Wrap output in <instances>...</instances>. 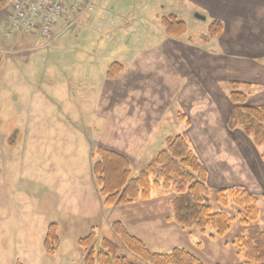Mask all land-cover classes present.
I'll return each instance as SVG.
<instances>
[{"label":"rangeland","instance_id":"374dc122","mask_svg":"<svg viewBox=\"0 0 264 264\" xmlns=\"http://www.w3.org/2000/svg\"><path fill=\"white\" fill-rule=\"evenodd\" d=\"M93 3L104 11L88 13L48 48L47 40L26 35L28 64L23 55L0 58V264H84L77 241L99 225L102 212L109 228L99 225L98 239L118 245L133 263L141 261L113 234L115 222L154 252L181 248L203 264H245L235 243L243 233L238 210L221 208L215 194L238 189L258 198L264 229V145L228 129L231 81L252 84L243 90L248 105L264 106V0ZM169 15L185 21L186 37L166 36L160 20ZM214 20L225 27L219 38L208 35ZM113 63L124 73L109 80ZM177 135H186L209 171L207 204L236 218L224 238L179 226L173 191L153 190L150 201L112 209L99 203L91 171L97 148L134 149L136 177L164 139ZM52 223L61 246L48 256L43 244Z\"/></svg>","mask_w":264,"mask_h":264},{"label":"trees","instance_id":"16d2710c","mask_svg":"<svg viewBox=\"0 0 264 264\" xmlns=\"http://www.w3.org/2000/svg\"><path fill=\"white\" fill-rule=\"evenodd\" d=\"M160 21L166 36L181 39L188 35V26L179 17L169 15L161 17ZM224 32L225 27L220 20H214L208 29L211 38H219ZM122 71L123 67L114 63L107 77L115 79ZM229 88L233 108L228 129H241L256 146L264 145V106H249V96L243 91L252 88V84L231 81ZM181 120L187 122L184 116H181ZM92 157L96 159L92 165V175L107 209L150 201L153 190L173 191L170 207L179 226L203 231L209 228L216 231L219 238H224L237 218L243 233L235 243L244 253L245 264H264V229L257 223L260 200L244 190H220L215 194L216 203L221 208L232 204L238 211L236 218L224 211L216 212L207 204L213 196L208 187L209 171L191 149L186 135L165 138L164 148L136 177H132V166L127 157L116 151L97 148ZM112 232L120 239L124 249L138 258L141 264H203L195 255L181 248H175L170 253L150 250L142 240L132 236L121 222L112 225ZM77 245L83 252L84 264H136L122 255L120 247L112 241L99 240L95 228L80 238ZM60 246L59 226L52 223L47 228L44 252L54 256Z\"/></svg>","mask_w":264,"mask_h":264},{"label":"built area","instance_id":"2783aa9c","mask_svg":"<svg viewBox=\"0 0 264 264\" xmlns=\"http://www.w3.org/2000/svg\"><path fill=\"white\" fill-rule=\"evenodd\" d=\"M93 10L92 0H13L0 12V55L14 57L18 52L16 45L25 35L47 40L48 48L53 29L64 31L77 27Z\"/></svg>","mask_w":264,"mask_h":264},{"label":"crops","instance_id":"0c3cea01","mask_svg":"<svg viewBox=\"0 0 264 264\" xmlns=\"http://www.w3.org/2000/svg\"><path fill=\"white\" fill-rule=\"evenodd\" d=\"M94 1V0H93ZM102 1V0H101ZM95 11L94 12H91L89 15L90 16H93V15H96V13H99V12H101V11H104L101 7H99V6H96L95 5ZM88 17L89 16H85L84 18H86L85 19V21L88 19ZM34 38V41H36L35 39H36V37H33ZM30 46H32V45H30ZM29 45H27V44H24V43H22L21 45H20V48L21 49H27V47H30ZM2 59V58H1ZM22 60L24 61V63L25 64H28L29 63V58H28V56L27 57H24V58H22ZM114 64V63H113ZM112 65V64H111ZM110 65V66H111ZM110 68V67H109ZM14 70H10L9 72L10 73H12ZM124 73V67H123V71L119 74V75H121V74H123ZM108 74V73H107ZM118 75V76H119ZM117 76V77H118ZM116 77V78H117ZM109 80H111V79H109ZM112 80H114V79H112ZM133 118V115H132V113H130V114H128V117H127V119L130 121L131 119ZM116 152H118V151H116ZM123 152H125V153H122V152H118V153H120V154H122V155H124L125 157H127V159L130 161V163H131V166H132V162H131V160H130V158H132V157H130V156H134L135 154H137V152H135L134 151V149H133V153H132V151H123ZM97 192H98V195H99V190H98V187H97ZM100 196V195H99ZM99 203H100V205H102L103 206V204H101L102 203V199L101 200H99ZM102 206H100V207H102ZM104 209V208H103ZM104 211V210H103ZM103 213H105V212H102V215H99V217L97 218V220L100 222L99 223V225L101 226L103 223L105 224V227L106 228H109V222L107 223V219H108V217L107 216H105ZM58 225V224H57ZM98 225V226H99ZM98 226H96V227H92L91 226V228H95L96 230H97V232H99L102 228H99ZM90 228V229H91ZM59 234H60V228H59ZM77 243H78V241H77ZM16 264H17V262H16Z\"/></svg>","mask_w":264,"mask_h":264},{"label":"flooded vegetation","instance_id":"af4514ba","mask_svg":"<svg viewBox=\"0 0 264 264\" xmlns=\"http://www.w3.org/2000/svg\"><path fill=\"white\" fill-rule=\"evenodd\" d=\"M13 0H0V12L7 9Z\"/></svg>","mask_w":264,"mask_h":264},{"label":"water","instance_id":"95a60500","mask_svg":"<svg viewBox=\"0 0 264 264\" xmlns=\"http://www.w3.org/2000/svg\"><path fill=\"white\" fill-rule=\"evenodd\" d=\"M196 18L198 19V20H203V21H206V18H204V17H202V16H200V15H196Z\"/></svg>","mask_w":264,"mask_h":264}]
</instances>
